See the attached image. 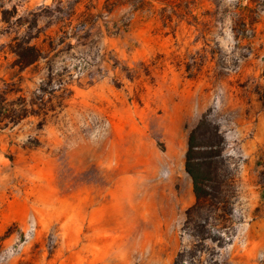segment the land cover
<instances>
[{
	"label": "rangeland",
	"instance_id": "1",
	"mask_svg": "<svg viewBox=\"0 0 264 264\" xmlns=\"http://www.w3.org/2000/svg\"><path fill=\"white\" fill-rule=\"evenodd\" d=\"M102 3L0 0V264H264V0L117 34L125 7L83 22ZM27 37L42 55L20 69Z\"/></svg>",
	"mask_w": 264,
	"mask_h": 264
},
{
	"label": "trees",
	"instance_id": "2",
	"mask_svg": "<svg viewBox=\"0 0 264 264\" xmlns=\"http://www.w3.org/2000/svg\"><path fill=\"white\" fill-rule=\"evenodd\" d=\"M91 0H88L90 2ZM156 4H160L159 7ZM191 0H103L101 10L98 14L91 12L93 8L89 4L86 5L85 11L81 14L85 17L84 23H89L90 19L96 17H107L117 8L125 7L127 8V13L125 18L112 23L109 26V22L104 24L106 31L117 34L120 31H126L131 24V20L136 13L146 12L152 17H157L161 22L163 27H174L171 26L173 18L177 19V22L181 21L183 18L195 17L192 15L191 10ZM8 10L6 8L0 7V17L3 22L7 21L6 14ZM65 26V24H63ZM62 34H66L65 30L61 29ZM31 38H25L21 40H16L10 47L14 55L16 56L15 64L23 69L31 64L37 62L42 55L41 49L35 44L30 43ZM18 117V116H17ZM22 115H20L21 118ZM207 121V117L202 115L198 124L194 129H192L188 136L187 150L184 159V169L186 173L190 176L192 181V189L197 200L203 199L207 196V191L203 188V180L208 178V167L210 166L209 160H199L194 157V148L198 146L195 143V135L200 126ZM14 122V121H13ZM202 145V144H200ZM205 146L211 147L212 144H203ZM208 153V158H211V151ZM192 215H195L196 210H190ZM221 233V231H218ZM193 236L198 240H203L200 229L194 230ZM220 236V235H219Z\"/></svg>",
	"mask_w": 264,
	"mask_h": 264
}]
</instances>
